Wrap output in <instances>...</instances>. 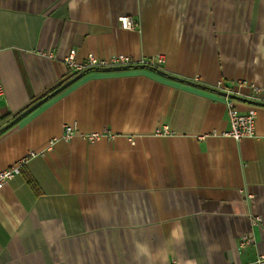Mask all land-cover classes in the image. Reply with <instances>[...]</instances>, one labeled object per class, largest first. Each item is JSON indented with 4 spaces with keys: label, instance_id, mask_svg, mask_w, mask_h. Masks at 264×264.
Returning <instances> with one entry per match:
<instances>
[{
    "label": "crops",
    "instance_id": "1",
    "mask_svg": "<svg viewBox=\"0 0 264 264\" xmlns=\"http://www.w3.org/2000/svg\"><path fill=\"white\" fill-rule=\"evenodd\" d=\"M0 79V172L37 153L0 190V264H136L137 240L157 264H264V0H0ZM225 91L252 138L223 136Z\"/></svg>",
    "mask_w": 264,
    "mask_h": 264
},
{
    "label": "built area",
    "instance_id": "2",
    "mask_svg": "<svg viewBox=\"0 0 264 264\" xmlns=\"http://www.w3.org/2000/svg\"><path fill=\"white\" fill-rule=\"evenodd\" d=\"M121 28L123 30H132L135 28V21L129 17L124 16L119 19ZM76 51H72L68 57L65 59V64L70 69H73L77 72H82L88 69H111L118 67H129L138 65L130 57L125 55L113 56L108 60L96 58L93 55H89L88 61L84 65H80L76 62ZM165 56L163 54L157 56L154 59L144 61L140 65L159 68L164 64ZM218 89L223 88V84L220 82L217 86ZM4 95V87L0 79V99ZM227 112L230 123V130L226 133H223V136L231 137L236 141H241L245 138H252L255 133V122L257 113L256 110L251 109L248 113L243 114L237 108L233 99L231 98V92L225 91ZM80 135V137L86 139L91 144H95L104 137L113 138V136L106 130L84 134L78 133V130L75 125L65 124L63 125V139L66 141L72 140L75 136ZM55 140H51V145H53ZM43 155V154H42ZM37 156V153L30 152L29 155L25 158L20 159L15 165L9 169L3 170L0 172V190H2L8 181L12 180L14 177L20 175L21 168L27 163L30 157ZM246 243H250L249 238H245ZM260 260H264V257H261Z\"/></svg>",
    "mask_w": 264,
    "mask_h": 264
},
{
    "label": "clouds",
    "instance_id": "3",
    "mask_svg": "<svg viewBox=\"0 0 264 264\" xmlns=\"http://www.w3.org/2000/svg\"><path fill=\"white\" fill-rule=\"evenodd\" d=\"M184 239V226L177 223L170 233V243H181ZM218 250V246L210 245ZM163 257L159 250H154L148 241L137 240L134 242L133 260L136 264H157Z\"/></svg>",
    "mask_w": 264,
    "mask_h": 264
},
{
    "label": "trees",
    "instance_id": "4",
    "mask_svg": "<svg viewBox=\"0 0 264 264\" xmlns=\"http://www.w3.org/2000/svg\"><path fill=\"white\" fill-rule=\"evenodd\" d=\"M9 121V118L7 117V118H5V119H2V120H0V125H4L6 122H8ZM28 183H29V185L31 186V187H35V185H34V183L31 181V180H28Z\"/></svg>",
    "mask_w": 264,
    "mask_h": 264
},
{
    "label": "water",
    "instance_id": "5",
    "mask_svg": "<svg viewBox=\"0 0 264 264\" xmlns=\"http://www.w3.org/2000/svg\"><path fill=\"white\" fill-rule=\"evenodd\" d=\"M68 84H69V83H68ZM68 84H66V85H68ZM66 85H65V86H66ZM38 104H40V102H39ZM35 106H36V105H35ZM35 106H34V107H35ZM34 107H33V108H34ZM33 108H31V109H33ZM31 109H30V110H31Z\"/></svg>",
    "mask_w": 264,
    "mask_h": 264
}]
</instances>
